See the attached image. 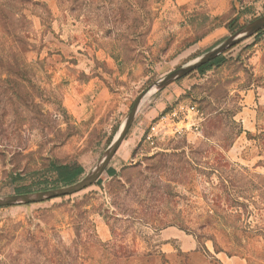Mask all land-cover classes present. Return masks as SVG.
I'll list each match as a JSON object with an SVG mask.
<instances>
[{"label": "rangeland", "instance_id": "374dc122", "mask_svg": "<svg viewBox=\"0 0 264 264\" xmlns=\"http://www.w3.org/2000/svg\"><path fill=\"white\" fill-rule=\"evenodd\" d=\"M263 14L264 0H0V196L58 188L53 164L81 180L146 88ZM222 54L141 102L115 176L1 206L0 264H264V27ZM171 93L203 128L152 150L140 140Z\"/></svg>", "mask_w": 264, "mask_h": 264}, {"label": "water", "instance_id": "95a60500", "mask_svg": "<svg viewBox=\"0 0 264 264\" xmlns=\"http://www.w3.org/2000/svg\"><path fill=\"white\" fill-rule=\"evenodd\" d=\"M262 27H264V14L258 17L257 19H255L253 22H251L247 26L234 32L231 36H229L227 39H225L223 42L219 43L218 45H216L209 51L195 57L191 61L187 62L186 64L180 66L179 68L163 76L161 79L157 80L150 87L146 88L133 103L130 112L128 113L124 121L121 123L122 125L121 130L119 131V128H120L119 127L116 134L112 138V141L110 142L109 146L99 158V163L93 172H91L90 174H87L81 180L71 185L37 191V192L20 193V194H13L9 196H0V207L11 205V204H17V203L18 204H28L32 202L48 200V199L59 197V196L69 195L74 192L80 191L84 189L85 187L94 183L101 176L106 166L108 165L110 159L115 154L116 150L118 149L121 142L123 141L124 136L126 135L130 125L133 122V118L137 111L138 102L141 96L149 88L151 87L154 88L153 93L164 88L172 81L185 76L186 74L195 70L202 64L208 62L209 60L221 54L230 45H233L234 43L240 41L241 39L257 32Z\"/></svg>", "mask_w": 264, "mask_h": 264}, {"label": "built area", "instance_id": "2783aa9c", "mask_svg": "<svg viewBox=\"0 0 264 264\" xmlns=\"http://www.w3.org/2000/svg\"><path fill=\"white\" fill-rule=\"evenodd\" d=\"M204 120L205 115L195 103L174 100L152 117L140 142L152 150H164L161 142L200 135Z\"/></svg>", "mask_w": 264, "mask_h": 264}, {"label": "trees", "instance_id": "16d2710c", "mask_svg": "<svg viewBox=\"0 0 264 264\" xmlns=\"http://www.w3.org/2000/svg\"><path fill=\"white\" fill-rule=\"evenodd\" d=\"M233 22L234 20L229 22L230 24L229 27L234 25ZM224 61H225V58L223 54L221 53L215 58L202 64L201 66H199L193 71H197L200 74H204L206 71L210 70L212 67L220 65ZM51 169L53 170L54 176H55L53 187L67 186V185L74 184L81 178L82 174L84 173V169L82 165L76 162L75 163L53 164L51 166ZM106 176L107 175H104V172H103L97 181H101Z\"/></svg>", "mask_w": 264, "mask_h": 264}, {"label": "crops", "instance_id": "0c3cea01", "mask_svg": "<svg viewBox=\"0 0 264 264\" xmlns=\"http://www.w3.org/2000/svg\"><path fill=\"white\" fill-rule=\"evenodd\" d=\"M166 90H167V88L164 89V91H166ZM164 93H166V92H164ZM171 99L173 101L176 100V98H174L172 93L166 97V100L169 101L168 105L172 102V101H170ZM260 101H262V100H260ZM240 119L242 122V128L244 129V133H245V131H253L254 130L253 122H251L252 118L248 119V122H247L248 125H246V123H245V120H246L245 117H240ZM140 134H141L140 130L139 131L135 130L132 133V135L129 136L128 139H126V141H124V143H125L124 145L126 146L127 150L121 151L120 154H116L110 159L108 165L106 166L105 170L103 171L104 175H107L106 177H104V179L105 178H111L117 174L118 169L121 167V164L124 163L129 158V156L131 155V150L134 149L135 144L138 141V137ZM241 136L242 135H240V137Z\"/></svg>", "mask_w": 264, "mask_h": 264}, {"label": "bare ground", "instance_id": "6f19581e", "mask_svg": "<svg viewBox=\"0 0 264 264\" xmlns=\"http://www.w3.org/2000/svg\"><path fill=\"white\" fill-rule=\"evenodd\" d=\"M153 91H154V88L153 87H151V88H149L142 96H141V98H140V100H139V102H138V107H139V105L141 104V102L146 98V97H148L149 95H151L152 93H153ZM138 107H137V109H138ZM121 128H122V125H121V127L119 128V131L121 130ZM118 131V132H119ZM98 163H99V159L97 160V162H96V164H95V166L93 167V169L91 170V172H93L95 169H96V167H97V165H98ZM90 172V173H91ZM89 173V174H90Z\"/></svg>", "mask_w": 264, "mask_h": 264}]
</instances>
